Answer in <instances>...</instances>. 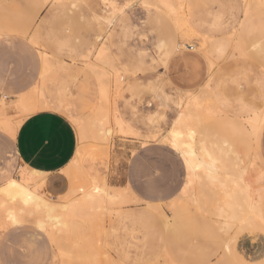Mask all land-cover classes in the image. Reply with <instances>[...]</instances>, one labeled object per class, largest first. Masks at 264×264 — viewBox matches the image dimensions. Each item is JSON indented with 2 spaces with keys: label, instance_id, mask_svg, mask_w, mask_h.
I'll return each mask as SVG.
<instances>
[{
  "label": "rangeland",
  "instance_id": "1",
  "mask_svg": "<svg viewBox=\"0 0 264 264\" xmlns=\"http://www.w3.org/2000/svg\"><path fill=\"white\" fill-rule=\"evenodd\" d=\"M113 4L132 7L119 14ZM145 5L0 0V49L11 56L1 66L5 78L30 90L40 79L46 51L53 67L42 77L45 96L78 134L74 160L46 175L45 191L57 201L73 188L68 198L78 202L80 189L97 180L121 193L90 206L74 229L55 232V243L38 224L42 213L29 209L14 225L8 206L0 205V264H62L60 250L70 255L78 247L91 257H72L66 264H103L109 258L112 264L264 261V124L258 135L247 124L264 108V0L248 12L245 0H186L183 17ZM224 40L226 50L216 51L215 42ZM103 45L112 58L105 98L91 65L96 56L83 59ZM181 54L192 55L188 64L207 67L203 84L181 89L173 82L168 65ZM20 56L29 62L20 65ZM214 81L223 96H216ZM201 91L209 102L200 110L193 143L212 172H201L190 184L182 156L166 139L185 97ZM20 94L8 96V115L15 121L27 116L18 106ZM117 117L128 134L118 131ZM101 120L113 130L107 139L100 137ZM14 142L0 129V184L29 171ZM40 190L45 193L44 183Z\"/></svg>",
  "mask_w": 264,
  "mask_h": 264
},
{
  "label": "bare ground",
  "instance_id": "2",
  "mask_svg": "<svg viewBox=\"0 0 264 264\" xmlns=\"http://www.w3.org/2000/svg\"><path fill=\"white\" fill-rule=\"evenodd\" d=\"M262 2H263V0H245L246 12H248L253 6L258 5ZM144 3L148 4V6L154 5L155 6L154 8L158 7L159 8V9L157 8L158 10L161 9L162 12L166 13L170 17H176V16L179 17L181 15H182L181 17H183V13L185 11L186 0H144ZM177 22H179V21L177 20ZM176 25H177V23H176ZM187 28H188V26H187ZM234 36H235V34H234ZM227 42H228V40L215 42L216 51L218 50V52H220V51L223 52L224 50H226L225 48H226ZM189 46L190 45H188V47ZM206 46H207V44H206ZM185 47H187V46H185ZM190 48H191V46H190ZM101 49H103L102 54H101ZM45 52H42V56H43V60H44L43 78L49 73V71L53 67V61L48 56V54ZM97 54H100V59L97 60V57H96L95 61H93L91 65H92V67H93V69H94V71H95V73H96V75L100 81L99 82L100 83V94L103 98H105V96H107V93H108L109 80H110V76L112 74L110 75L109 71L103 66L102 62H105V61L106 62H112V58L110 56L108 49L104 45L101 46L99 48V50H97ZM208 102H209V98L203 92H201L200 94H197V95L192 94L189 97V99L185 102V105L183 106V109L181 110L179 117H178L176 123L174 124L175 126L173 128H171L170 132H168L170 134L168 135V137L166 139L172 147H174L175 149L180 151V153L182 154V156L186 162V165H187L188 179H189L188 181L190 184H194L197 181V179L200 178L199 175L201 172H208V173L212 172V169L209 166H207V164L203 160L200 159V157H199V155L195 149V145L193 143V138H194V134H195L194 126L196 125V123L198 122V120L200 118V110ZM44 105H45V102L43 101V98H42V106H44ZM119 117L116 118V124L119 127L118 131L124 135L128 134L130 132V130L124 126V123H123L124 121H122ZM102 120H103V118H102ZM102 120H101V129H100L101 130V136L100 137L102 139H107L108 136L110 134H112L113 130L111 128H104L103 127L104 124H103ZM263 121H264V110L261 111L255 118H253L251 120H249V119L247 120V124L249 125L251 134L257 135V131H258V129H259V127ZM163 137H165V136H163ZM187 137L190 138V140H186ZM162 139L165 140V138H162ZM39 177L40 178L43 177V175L39 172H36V171L35 172H28V173L25 172V173H23L22 176L19 175L18 178L12 179L7 184L1 186L0 187V205H1V207L8 206V208H6L7 212H8V216H9V214L13 215L15 217V219L19 221V223L21 222V217L24 214V212L28 211L29 209L42 213V220H40L38 222V224L40 226H43L42 230H44L46 233H48L49 237H52V239H51L52 241L53 240L56 241V233L55 232L60 231V230H72V229H74L75 228V221L77 220V218L81 217L83 214L89 213L90 212L89 211L90 206L94 205L97 202H101L102 200L105 201V199H113L114 200L115 197L118 196V195H116V193H114L112 191L111 187L107 183H105V182L100 183L97 180L96 181L92 180L91 184H88V187H86V189H83V192L81 193L80 198L76 199V200H79L78 202L77 201L72 202L68 198L75 191L73 188H71L70 192L68 194H66L65 196H63L62 199L54 201L49 197L48 194H45L44 192H42L40 190V188L43 186V182H41V184H40V182L39 183L34 182L35 180H37L36 178H39ZM233 181H234V179H233ZM97 188L99 189V192L95 191V189H97ZM182 192H184V193L186 192V187H184ZM120 195H121V193H120ZM29 197H32V199L29 200L28 199ZM9 205H12V206H9ZM106 205H107V203H106ZM248 205L250 207H252L253 203L248 202ZM102 206H100V207H102ZM1 210H3V209H1ZM95 214H93V215H95ZM108 214H110V213H108ZM90 217H91V215H90ZM90 217H89L88 221H89V223L90 222L93 223L92 221H90ZM96 217H97V215H96ZM109 218H110V216H109ZM97 219H98V217H97ZM91 223L89 225H92ZM96 224H97V222H96ZM98 232H99V229H98ZM88 240L91 242V240L89 238H88ZM88 240H87V242H89ZM97 241H98V239H97ZM80 243H82V242L80 241ZM103 243H104V241H103ZM75 245H77V243ZM90 245L92 246V244H90ZM92 251L94 252V250L91 249V252ZM89 252H88V250L86 252L84 249H81L78 247V249H75L73 252L70 253V255H68L63 250H60L59 258H60L62 264H66V262L68 260L72 259V257H73V259L74 258H83V257L87 258V256L91 257V253H89ZM102 253H103V251H102ZM102 255H109V254L103 253ZM109 256H111V255H109ZM99 258H100V256H98V259ZM103 261H104V259L102 258L101 263H103ZM105 261L103 264H107V263H105ZM106 262H108L109 264H112L113 260L111 258H109V260L107 259ZM87 264H89V263H87Z\"/></svg>",
  "mask_w": 264,
  "mask_h": 264
},
{
  "label": "crops",
  "instance_id": "3",
  "mask_svg": "<svg viewBox=\"0 0 264 264\" xmlns=\"http://www.w3.org/2000/svg\"><path fill=\"white\" fill-rule=\"evenodd\" d=\"M181 55L169 62L168 65V75L176 86L182 89L194 88V86L203 84L207 77V67H201V63L199 64V68L195 67L194 62L188 64L186 59L191 58L192 55ZM10 57V55L0 49V129L15 138L14 148L17 158L29 170L28 172L36 171L43 175L42 180L44 181L45 191V187L48 183L46 175L60 172L74 160L78 148V134L71 120L66 115L62 114V112L53 108L54 105L52 104V100H48L45 96V87L42 82L44 70L42 53L40 56V79L34 87L27 91H25L27 88L26 84L20 82L10 83L5 78L6 73L1 66L7 59H10ZM26 62H29L27 57H18V63L20 65ZM109 63L111 62H102L105 68ZM196 69H198V71ZM96 78L100 93V81L97 75ZM214 89L216 96H223L221 89L217 86V82L215 81ZM17 91L21 92L18 106L27 116L22 120L15 121L8 115L7 106L8 96H12V93ZM201 92L193 94L197 95ZM189 97L190 96L185 97L181 106L182 108ZM42 98L45 102L44 106H42ZM56 107L61 108V105L58 104ZM263 110L264 108L261 111ZM261 111L255 112L249 120L255 118ZM178 117L179 115L174 123H176ZM263 124L264 121L258 129L257 135L262 130ZM172 148L180 153V151L174 147ZM180 155L182 156L181 153ZM184 163L187 169L185 160ZM15 178L16 177L12 176L6 178L5 181L0 184V187ZM46 193L45 191V194ZM68 193L69 190L63 196Z\"/></svg>",
  "mask_w": 264,
  "mask_h": 264
},
{
  "label": "snow or ice",
  "instance_id": "4",
  "mask_svg": "<svg viewBox=\"0 0 264 264\" xmlns=\"http://www.w3.org/2000/svg\"><path fill=\"white\" fill-rule=\"evenodd\" d=\"M72 7L75 8L76 5H72ZM111 7L119 9V14H123L124 9L130 8V7H132V5H130V4H124L123 9H120L118 4H113V5H111ZM145 7H148V5H145ZM97 39H100V37L97 36ZM97 46H99V45H97ZM102 53H103V49H101V54ZM92 55H96L97 60L100 59V54H97L94 51H89L88 54L83 59L87 61L89 59V57H91ZM188 95L191 96L192 93H188ZM185 187H187V185H185ZM80 191L83 192V189H80ZM95 191L99 192V189L97 188V189H95ZM28 199L31 200L32 197H29ZM8 219L14 225L19 223V221L16 220L15 217L13 215H11V214H9ZM41 227H43V226H41ZM49 239H52V237H49ZM53 243H55L54 240H53ZM260 264H264V261H261Z\"/></svg>",
  "mask_w": 264,
  "mask_h": 264
}]
</instances>
